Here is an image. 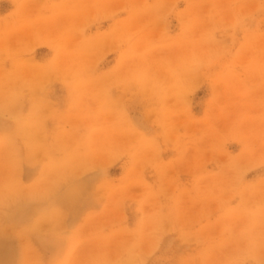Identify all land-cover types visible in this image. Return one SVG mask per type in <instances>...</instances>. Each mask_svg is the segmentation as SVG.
I'll list each match as a JSON object with an SVG mask.
<instances>
[{"label":"rangeland","instance_id":"rangeland-1","mask_svg":"<svg viewBox=\"0 0 264 264\" xmlns=\"http://www.w3.org/2000/svg\"><path fill=\"white\" fill-rule=\"evenodd\" d=\"M0 264H264V0H0Z\"/></svg>","mask_w":264,"mask_h":264},{"label":"crops","instance_id":"crops-1","mask_svg":"<svg viewBox=\"0 0 264 264\" xmlns=\"http://www.w3.org/2000/svg\"><path fill=\"white\" fill-rule=\"evenodd\" d=\"M62 236H63V235L58 234V237H51V239H49V242H50V243H54V244H58V245H60L61 242L63 241V240H62ZM58 247H59V246H58ZM59 255H61V254H59Z\"/></svg>","mask_w":264,"mask_h":264}]
</instances>
